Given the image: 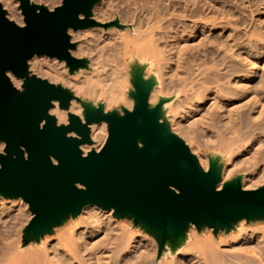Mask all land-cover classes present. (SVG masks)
<instances>
[{
    "label": "bare ground",
    "instance_id": "bare-ground-1",
    "mask_svg": "<svg viewBox=\"0 0 264 264\" xmlns=\"http://www.w3.org/2000/svg\"><path fill=\"white\" fill-rule=\"evenodd\" d=\"M0 1L7 17L24 25L19 0ZM37 1L50 10L62 2ZM92 14L100 26L72 40L80 39L71 54L84 66L74 72L45 55L28 62L32 74L73 94L68 109L54 101L49 110L59 125L70 113L84 120L88 103L132 110L139 84L149 107L159 106L160 122L189 145L203 169L221 167L218 187L236 173L243 189L264 182V0H99ZM8 75L22 86L23 79ZM89 127L84 155L102 149L109 134L107 122ZM83 209L48 235L26 234L28 203L15 207L0 195V264H264V225L245 218L223 236L190 224L162 242L104 217L96 205Z\"/></svg>",
    "mask_w": 264,
    "mask_h": 264
},
{
    "label": "water",
    "instance_id": "water-1",
    "mask_svg": "<svg viewBox=\"0 0 264 264\" xmlns=\"http://www.w3.org/2000/svg\"><path fill=\"white\" fill-rule=\"evenodd\" d=\"M19 1L22 26L0 3V195L29 204L26 234L49 232L87 204L132 218L162 242L190 224L229 228L243 218H264V186L243 189L237 178L218 188L220 166L212 163L206 171L199 165L185 141L160 122L159 106L149 107L139 84L132 110L105 112L88 103L84 120L70 113L59 125L49 110L54 101L68 109L73 94L31 74L28 62L45 55L65 60L71 70L84 66L85 59L71 54L69 29L94 25L92 7L99 0H62L52 10ZM8 72L23 79V90ZM102 121L109 131L104 146L84 155L89 126Z\"/></svg>",
    "mask_w": 264,
    "mask_h": 264
},
{
    "label": "rangeland",
    "instance_id": "rangeland-1",
    "mask_svg": "<svg viewBox=\"0 0 264 264\" xmlns=\"http://www.w3.org/2000/svg\"><path fill=\"white\" fill-rule=\"evenodd\" d=\"M31 1V3H34V4H37V5H42V6H45V7H49V5H47V3H43V1H41V2H39V1H37V0H30ZM176 1H178V0H176ZM0 3L3 5V2L2 1H0ZM19 3H20V1H19ZM61 4V3H60ZM59 4V5H60ZM58 6V5H57ZM57 6H55V7H57ZM54 7V8H55ZM4 8V7H3ZM50 8V7H49ZM48 8V9H49ZM53 8V9H54ZM5 9V8H4ZM6 10V9H5ZM7 11V10H6ZM22 12V11H21ZM82 15V14H81ZM80 15V16H81ZM23 18H24V16H23ZM91 18L95 21V19L93 18V14H91ZM99 24L97 23V21H95V24L94 25H92V26H98ZM114 25V23H105V24H103V25H101L102 27H104V28H110V27H112ZM100 26V25H99ZM91 27V26H90ZM89 28V27H88ZM83 30L84 29H79V30H73V32H71L72 31V29H70V31H69V33H70V36H71V41L72 40H74V37L76 36H78V35H80L81 34V36H83ZM241 33V32H240ZM242 34H243V32H242ZM240 35V34H239ZM242 36V35H241ZM241 36H239L238 38L240 39H242L243 40V38L245 37L244 35V37L242 38ZM83 39V38H82ZM239 39H237V40H239ZM239 40V42L240 41H242V40ZM245 39H246V37H245ZM245 41V40H244ZM73 43H75V48L74 49H76V46H77V44H79V42H80V39L79 40H77V41H72ZM238 42V41H237ZM247 41H245V42H241L243 45L246 43ZM73 49V50H74ZM72 51V50H71ZM75 51V50H74ZM76 70V69H75ZM75 70H74V72H75ZM30 71V70H29ZM31 73V72H30ZM32 74V73H31ZM41 78H43V77H41ZM43 79H46V80H48V78L47 77H45V78H43ZM62 86V85H61ZM64 87V86H63ZM19 90H23L22 89V86L20 87V88H18ZM95 106H98V104L97 105H95ZM117 111H119V112H121V114L123 113L122 112V110L120 109H116ZM105 112H109V111H106L105 110ZM172 131V130H171ZM189 146V145H188ZM190 148V147H189ZM3 151H4V149H3ZM193 153V152H192ZM196 157H197V155L195 154V153H193ZM197 159H198V157H197ZM199 162V161H198ZM237 162V161H236ZM199 165H200V163H199ZM201 166V165H200ZM202 167V166H201ZM203 168V167H202ZM221 168V167H220ZM241 168V166H237V168L236 169H240ZM242 168H243V166H242ZM235 169V168H234ZM207 171V170H206ZM238 178V174L236 173L235 175H233L230 179H229V181H234V180H236ZM218 186H219V184H218ZM217 186V187H218ZM261 186H264V182L263 183H261V184H259V185H256V187L255 188H258V187H261ZM218 188H220V187H218ZM252 189H254V188H252ZM7 198V197H6ZM8 201H11V202H13L14 203V205H15V207H18V206H20L21 204H22V201L24 202V203H27V202H25L24 200H22V198L21 197H18V198H8ZM28 208H29V210H30V207H29V204H28ZM104 210V212H105V216L104 217H106V216H110V215H112L113 216V221L114 222H116V223H120L121 225H123V226H125V227H128V228H131V229H135V230H138V231H141L142 233H148L149 234V239H153V238H155L156 239V236L153 234V233H150V232H148V231H146V229L143 227V226H141V225H137V224H135V222H134V220L132 219V218H129V217H127V216H122V217H117V216H115L114 215V211L112 210V209H110V210H105V209H103ZM31 211V210H30ZM80 212H84V209L82 210L81 209V211ZM33 217V216H32ZM32 217H31V219H32ZM71 218H73V215H69L68 217H66L65 219H64V221L63 222H61L60 224H58V225H53L52 226V228H51V230L49 231L50 233L51 232H53V231H55V230H57L58 228H60L63 224H65V223H68L70 220H72ZM30 219V220H31ZM30 220H29V222H30ZM29 222L25 225V227H24V231L26 230V227H27V225L29 224ZM240 222V221H239ZM239 222H237V223H234L231 227H229V228H227V227H217L216 229L215 228H213V230H214V232L217 234V235H219V236H223L224 234H225V232L227 231L228 233H231V232H233L234 230H235V227L237 226V225H239ZM248 224H250V225H253V226H260V224H261V226L262 225H264V218H257V219H255V220H251V221H249L248 222ZM209 228H211V227H209V226H207V225H203L201 228H200V230H208ZM49 232H44V234L45 235H48L49 234ZM101 235V234H100ZM100 235H97V236H100ZM96 237V236H95ZM101 237V236H100ZM167 241V239L165 240V242ZM254 260V259H253ZM255 261V260H254ZM257 261V260H256Z\"/></svg>",
    "mask_w": 264,
    "mask_h": 264
},
{
    "label": "clouds",
    "instance_id": "clouds-1",
    "mask_svg": "<svg viewBox=\"0 0 264 264\" xmlns=\"http://www.w3.org/2000/svg\"><path fill=\"white\" fill-rule=\"evenodd\" d=\"M80 19H83V16H82V15L80 16ZM69 31H70V29H69ZM129 107L131 108V105H129ZM61 121H62V122H66V121H64L63 116H61ZM2 149H3V144L0 143V150H2ZM97 151H99V149H97ZM218 190H219V189H218Z\"/></svg>",
    "mask_w": 264,
    "mask_h": 264
}]
</instances>
